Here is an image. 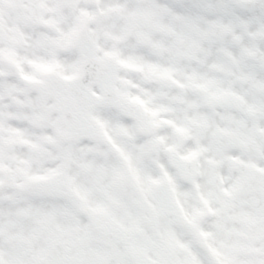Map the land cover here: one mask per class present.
<instances>
[{
	"label": "snow or ice",
	"instance_id": "obj_1",
	"mask_svg": "<svg viewBox=\"0 0 264 264\" xmlns=\"http://www.w3.org/2000/svg\"><path fill=\"white\" fill-rule=\"evenodd\" d=\"M0 264H264V0H0Z\"/></svg>",
	"mask_w": 264,
	"mask_h": 264
}]
</instances>
